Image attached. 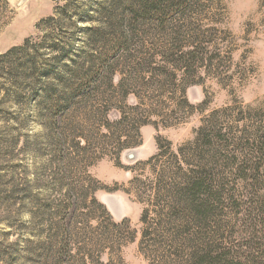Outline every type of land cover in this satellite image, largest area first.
I'll return each instance as SVG.
<instances>
[{"label":"rangeland","instance_id":"obj_1","mask_svg":"<svg viewBox=\"0 0 264 264\" xmlns=\"http://www.w3.org/2000/svg\"><path fill=\"white\" fill-rule=\"evenodd\" d=\"M161 1L164 15L152 18V9L141 20L134 15L125 24L133 35L130 49L141 56L121 62L113 86L100 88V96L112 98L114 107L105 109L106 103L99 99L87 109L69 112L66 120L69 140L80 132L86 136L84 146L89 143L91 159L83 168L98 182L94 186H100L96 199L115 223L123 225L121 233H115L123 237L122 245L111 259L154 264L148 249L150 237L143 248L141 243L145 229L157 217L155 211L162 206L154 207L157 193L166 195L159 178L168 167V177L170 170L177 172L181 166L184 172L196 169V146L201 129L206 128L216 148L212 154L216 162L214 197L222 195L212 200L206 237L217 254L249 256L252 252L248 264H264V256H253L264 248V0ZM69 2L72 20L80 26L70 31L73 54L84 44L83 28L106 22L104 17L92 21L91 16L107 0H0V56L28 38L40 37L41 23ZM119 29L114 27L111 36ZM177 68L185 73L174 76ZM134 107L144 112L148 123L141 127L142 144L123 151L118 163L114 144L99 149L108 132L103 123L89 121L90 116L107 110V119L114 123ZM39 111L31 100L23 111L14 107L6 115L0 112V128L10 127L19 138L12 156L0 160V173L7 174V184L0 186V196L7 195L0 202V264H52V253L59 249L50 241L58 233V219L51 214L65 190L59 185L61 177L47 166L56 150L53 136L57 128L52 133ZM131 130L128 124L125 133L118 135L124 140ZM78 140L66 147L77 160L82 154ZM130 154L135 157L129 158ZM82 173L70 176L78 189L85 184ZM23 196L27 200L22 205ZM145 210L149 211L147 223L142 222ZM78 215L79 242L90 244L97 238L92 230L97 220L107 221L91 204V197L79 205ZM79 245H70L73 264L85 257L88 264H94L97 254L90 258ZM86 248L89 252L90 247ZM109 259L103 255L101 261L108 264Z\"/></svg>","mask_w":264,"mask_h":264},{"label":"trees","instance_id":"obj_2","mask_svg":"<svg viewBox=\"0 0 264 264\" xmlns=\"http://www.w3.org/2000/svg\"><path fill=\"white\" fill-rule=\"evenodd\" d=\"M71 6V2L58 6L54 15L44 20L38 27L40 37L28 38L23 45L13 47L0 56V112L6 115L14 107L23 111L31 100H35L36 107L39 108V112H42L39 117L44 125L52 133L54 128H57L53 136V145L56 150L54 156L48 160L47 166L61 177L59 185L65 193L55 213L51 214L54 219H58L56 224L58 233L50 241L52 244L56 242L59 248L52 253V264H73L75 256L70 255V245L80 244L79 231L77 232L75 228L79 221V205L85 204L88 197H91V204L100 209L107 222L98 219V225L92 228L97 233V238L90 244H80L79 250H83L90 258L93 257L91 254H97L94 264H105L101 261L103 255L110 256L108 264H125L120 257L117 260L111 259L115 250L120 249L122 245L123 237L115 233L123 225L115 223L104 205L96 199L95 192L100 189V186L96 184L94 186L93 183L97 181L90 178L86 171L84 173L83 168L91 159L88 151L89 143L84 146L83 141L86 136L80 132H74L75 139L70 141L69 136L65 135V128L68 125L66 120L69 112H75L83 107L87 109L96 104L99 99L106 103L105 109L114 107L112 98L100 96V88L103 85L113 86L117 66L121 62L133 61L134 58L141 56V54L136 56L130 49L129 42L133 39V35L131 31L126 30V22L130 21L134 15L137 21L141 20L145 13L149 14L152 9H154L153 13L150 14L152 18L157 19L164 15L165 11H161V0H107V3H99L96 15L91 16V20L99 21L101 17H104L106 22L100 26L83 28L84 44L70 54L69 49L72 44L70 31L80 27L77 25V20H72ZM114 27L120 29L117 35L111 36ZM191 54L193 53L189 52L187 55ZM181 69L179 68L173 75H179V71L184 74L185 72ZM132 110L133 112L122 113L120 119L114 123L107 119V110L106 112L99 110L101 112H95L93 117L90 116L89 121L93 119L103 123V128L108 132L103 135L104 142L99 144V149L103 151L108 144H114L115 158L118 163L123 151L142 144L141 127L148 123L144 118L146 117L144 112H137L138 107ZM128 124L132 125L133 131L131 130V133L122 140L118 134H124V126ZM111 130H114L112 137L109 135ZM200 132L201 136L196 146V169L190 172H184L182 166L177 172L169 169L172 174L168 177L165 173L168 168H171L168 167L160 176L158 183L164 185L166 195H162L161 192L156 195L158 204L154 207L159 208L161 203L162 210L159 208L155 211L157 217L149 228L145 229L142 248L144 240L150 237L148 249L154 264H248L252 252L249 256L231 252L217 254L215 246L206 237L211 218L212 200H220L222 195L216 197L215 194L214 197L213 176L216 162L213 161L212 154L216 148L209 140V134H206L209 131L204 128ZM78 138L76 144L82 153L79 154L81 158L79 160L71 158L66 148L70 142ZM18 141L19 138L16 133H13V129L7 126L0 128L1 161L5 162L3 159H9L12 156ZM7 145L8 150L4 151L3 147ZM158 147L161 150L159 141ZM80 172H83L81 177L85 180V184L78 189L71 183L70 176L80 175ZM6 175L0 173V186L7 184L5 183ZM25 192L24 195L27 194L26 190ZM255 193L252 194L255 196L257 195ZM27 198L30 199L31 196L28 195ZM27 198L24 196L21 198L22 205ZM5 199L7 195L0 196V202H4ZM2 206L3 204L0 205ZM148 217L149 211L145 210L142 222L147 223ZM86 247H90L89 252L85 250ZM256 253L258 257H263L264 248H259L258 252L254 251L253 256ZM252 260L254 262L255 257ZM80 264H88V259L86 257L81 259Z\"/></svg>","mask_w":264,"mask_h":264},{"label":"water","instance_id":"obj_3","mask_svg":"<svg viewBox=\"0 0 264 264\" xmlns=\"http://www.w3.org/2000/svg\"><path fill=\"white\" fill-rule=\"evenodd\" d=\"M134 157H135L134 154L129 155V158H134Z\"/></svg>","mask_w":264,"mask_h":264}]
</instances>
